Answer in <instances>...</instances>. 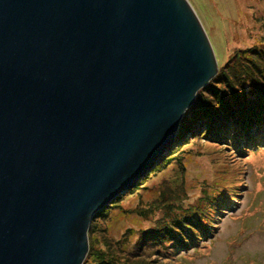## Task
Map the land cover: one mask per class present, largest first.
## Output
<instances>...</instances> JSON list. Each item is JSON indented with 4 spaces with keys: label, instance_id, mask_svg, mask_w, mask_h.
Wrapping results in <instances>:
<instances>
[{
    "label": "water",
    "instance_id": "obj_1",
    "mask_svg": "<svg viewBox=\"0 0 264 264\" xmlns=\"http://www.w3.org/2000/svg\"><path fill=\"white\" fill-rule=\"evenodd\" d=\"M217 70L192 0H0V264H97Z\"/></svg>",
    "mask_w": 264,
    "mask_h": 264
},
{
    "label": "rangeland",
    "instance_id": "obj_2",
    "mask_svg": "<svg viewBox=\"0 0 264 264\" xmlns=\"http://www.w3.org/2000/svg\"><path fill=\"white\" fill-rule=\"evenodd\" d=\"M192 1L205 19L220 70L187 109L180 123L189 125L187 136L179 128L175 135L183 142L175 150H166L155 170L137 179L121 197H114L99 216L97 264H174L168 254L171 244H153L149 235L164 234V228L195 233V222L211 223L215 229L210 237L202 234L190 243L194 249L189 256L176 255L180 261L175 264H264V147L238 156L223 152L219 159L221 145L208 138L215 131L209 130V124L216 125L211 123L216 116L228 115L239 125L245 116H238V109L261 103L264 0ZM237 116L241 118L235 122ZM255 125L264 129L263 122ZM225 132L230 136L228 129ZM209 199L231 208L218 210ZM209 208L216 212L210 213ZM202 230L207 233L208 226Z\"/></svg>",
    "mask_w": 264,
    "mask_h": 264
},
{
    "label": "trees",
    "instance_id": "obj_3",
    "mask_svg": "<svg viewBox=\"0 0 264 264\" xmlns=\"http://www.w3.org/2000/svg\"><path fill=\"white\" fill-rule=\"evenodd\" d=\"M259 79L263 80L260 77L256 78V80H259ZM260 102L263 104L261 103L253 104L254 106L253 109L252 108H249L247 110L238 109L240 111L238 116H242V117L245 116V121H243L242 124H239V125L234 124L232 122V118H229L228 115H223V114H221L220 116H216L214 119L211 120V122H215L216 125H214L213 128H209V130L215 129L213 134H210V136L213 137L215 135V132L219 133L220 139L218 143L224 144V146H222V151H226L228 148H232L234 153L238 154V152L244 151L247 148H249L248 145H250L251 147L255 146L256 139L264 137V129L259 130L258 127L255 125V124L261 125L262 122L264 123V95H263V98L260 99ZM238 116L235 118L233 117L235 122H237L241 118ZM257 116L259 117V119H257ZM188 126H189L188 124L182 123L181 129L184 128L187 130ZM227 129H228V133L230 132L229 133L230 136H228L226 134L227 132H225V130ZM254 130H256L257 132L255 133ZM186 132H188V130ZM207 136H209V134ZM209 201L217 202V200H213V199H209ZM219 204L221 203H218L217 205ZM222 205H225V203H223ZM106 208L100 210L94 216L93 221L96 220L99 216H103ZM188 221L191 222L192 220H189L188 218ZM195 226L196 227H194V229H196L197 232H201V226H202L201 223L195 222ZM176 230L177 229L164 228L163 229V231L165 232L164 234L158 233V235H154V233H150L149 237L153 238L151 239V241H153V244H163L164 242L168 241L171 244L170 250L175 251L176 249L185 247L187 244V240L192 241V237L189 238L190 236L189 233L182 232V229H180V232ZM159 236H160V239H159ZM170 236L173 237L174 239L171 240ZM195 237L197 238V236ZM173 242H176V247L172 248ZM183 249H186V248H183Z\"/></svg>",
    "mask_w": 264,
    "mask_h": 264
},
{
    "label": "bare ground",
    "instance_id": "obj_4",
    "mask_svg": "<svg viewBox=\"0 0 264 264\" xmlns=\"http://www.w3.org/2000/svg\"><path fill=\"white\" fill-rule=\"evenodd\" d=\"M188 108H189V107H188ZM211 123H213V122H211ZM181 125H182V124H180V126H179V131H180V133H182V136H185V137H186V136H187V134H186V129H184V128L181 129ZM209 127H210V128H213V125L209 124ZM177 131H178V130H177ZM106 207H107V206H105L104 208H106Z\"/></svg>",
    "mask_w": 264,
    "mask_h": 264
}]
</instances>
